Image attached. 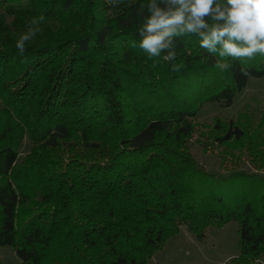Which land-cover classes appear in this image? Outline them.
I'll list each match as a JSON object with an SVG mask.
<instances>
[{
	"label": "trees",
	"instance_id": "1",
	"mask_svg": "<svg viewBox=\"0 0 264 264\" xmlns=\"http://www.w3.org/2000/svg\"><path fill=\"white\" fill-rule=\"evenodd\" d=\"M148 3L0 0V246L22 264H151L181 228L202 239L231 221V264L264 258V111L209 131L256 173L209 175L189 149L202 108L232 105L251 79L241 68L264 78V55L221 72L192 35L175 61L150 58L138 46ZM39 15L21 56L16 41ZM233 179L241 191L227 201Z\"/></svg>",
	"mask_w": 264,
	"mask_h": 264
},
{
	"label": "clouds",
	"instance_id": "2",
	"mask_svg": "<svg viewBox=\"0 0 264 264\" xmlns=\"http://www.w3.org/2000/svg\"><path fill=\"white\" fill-rule=\"evenodd\" d=\"M109 2L116 5L120 0ZM144 8L142 5L138 46L150 58L166 53L164 61H175L180 38L192 35L199 38L200 48L216 57L214 67L221 72L232 68L235 58L264 55V0H149L147 15ZM44 20V15L33 17L27 31L17 39L15 46L21 56L26 43L42 30ZM182 67L183 62L172 64L176 72ZM241 73L252 78L251 72L244 68Z\"/></svg>",
	"mask_w": 264,
	"mask_h": 264
},
{
	"label": "rangeland",
	"instance_id": "3",
	"mask_svg": "<svg viewBox=\"0 0 264 264\" xmlns=\"http://www.w3.org/2000/svg\"><path fill=\"white\" fill-rule=\"evenodd\" d=\"M254 62H256L255 59H245L247 65ZM263 111L264 78L249 79L246 89L236 95L230 107L210 103L202 108L194 121L196 132L189 143V149L196 162L207 174L222 178L232 172H254L246 156L240 158L239 162L220 155L223 148H217L212 139L214 133L209 131L215 121L223 124H230L231 121L236 123L244 114L257 117ZM30 150L31 145L28 140H25L19 151L20 159ZM240 191L236 179L225 180L221 183L220 192L227 201L228 198H237ZM14 251L10 246H0L1 264H22ZM239 253L238 223L231 221L222 227L210 226L202 239H198L186 227L181 228L179 235L170 239L153 256L151 264H231ZM255 264H264V258Z\"/></svg>",
	"mask_w": 264,
	"mask_h": 264
}]
</instances>
